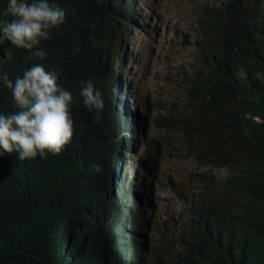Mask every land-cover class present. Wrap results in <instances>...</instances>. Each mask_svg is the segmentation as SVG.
I'll use <instances>...</instances> for the list:
<instances>
[{
    "label": "trees",
    "instance_id": "trees-1",
    "mask_svg": "<svg viewBox=\"0 0 264 264\" xmlns=\"http://www.w3.org/2000/svg\"><path fill=\"white\" fill-rule=\"evenodd\" d=\"M52 2L66 16L41 42L44 59L5 41L0 72L14 80L35 63L55 72L59 86L73 95L74 135L59 155L23 162L15 152L0 157V264H78L62 234L78 203L79 186L72 180L78 159L89 151L101 159L96 137L104 126L80 91L81 81L93 77L97 83L101 75L94 58L107 41L96 26L103 2ZM218 2L198 6L196 26L183 38L186 46L194 36L180 109L164 107L170 115L165 121L176 123L180 134L178 149L199 165L177 191L187 204L186 216L160 231L150 264H264V0ZM7 4L0 0V25L11 19L3 14ZM15 110L0 83V113ZM163 141L170 150L169 139ZM214 167L228 174L219 177Z\"/></svg>",
    "mask_w": 264,
    "mask_h": 264
},
{
    "label": "clouds",
    "instance_id": "clouds-1",
    "mask_svg": "<svg viewBox=\"0 0 264 264\" xmlns=\"http://www.w3.org/2000/svg\"><path fill=\"white\" fill-rule=\"evenodd\" d=\"M191 1L194 8L189 18L191 28L184 30L187 34L196 26L198 6L217 5L220 0ZM102 2L104 14L96 26L107 41L98 45L94 58L100 63L101 75L97 83L93 77L81 81L80 91L83 104L95 110L96 122L101 121L104 126L100 137H96L101 159L93 158V150L78 159L77 177L72 180L79 186L75 193L78 203L73 209V221L65 224L62 234L70 241L71 254L78 258V264H150V250L159 240L160 231L175 228L178 223L174 221L186 216L187 204L183 195L177 193L181 184L175 190L182 199L181 208L177 207L173 214L170 208L159 206L156 200L159 164L155 160L151 163L148 154L144 159L139 156L132 167L130 151L139 150L144 144L150 147L144 139L148 127L177 132L175 142L179 148L181 137L173 125L176 123L165 121L170 115L164 107L180 109L183 97L180 99L178 95L179 86L182 90V75L193 63L194 38L191 36L190 44L184 46L190 48L191 63L180 65L173 78H167L177 88L171 94L177 96L176 101L160 96L156 105L159 113L150 115L148 100L141 109L135 67L131 65L127 75V70H116L115 66L137 56L131 28L135 23L142 24L141 14L135 0ZM3 14L11 19L0 25V46L7 41L14 49L27 50L31 58L39 60L45 57L39 47L41 42L50 38L51 30L63 24L66 16L52 0H8ZM161 16L157 30L161 28ZM0 83L10 91L16 109L0 113V157L15 152L23 162L38 156L46 158L48 153L61 154L74 135L70 111L73 95L59 86L57 74L35 63L14 80L6 72H0ZM160 185L164 186L161 180Z\"/></svg>",
    "mask_w": 264,
    "mask_h": 264
},
{
    "label": "rangeland",
    "instance_id": "rangeland-1",
    "mask_svg": "<svg viewBox=\"0 0 264 264\" xmlns=\"http://www.w3.org/2000/svg\"><path fill=\"white\" fill-rule=\"evenodd\" d=\"M135 4L142 18V24L135 23L131 28L138 53L129 61L126 59L120 66L118 63L115 66L116 70H127V75L131 65L135 67L138 76L136 88L139 89L138 99L141 109L143 110L148 100L149 114L155 116L160 111V108L156 107L161 101L160 96L176 101L177 96L171 94L176 93L177 88L169 83L167 78H173L180 65L186 66L190 62L188 57L190 48L184 47L183 38L185 27L191 28L189 18L194 4L191 0H135ZM160 15H162L159 19L161 28L157 30ZM144 20L147 22L146 26ZM179 90L178 95L180 94L181 99L183 96L180 86ZM255 119L259 120V118ZM148 128L144 139L149 141L150 147L144 144L139 150L134 148L130 151L131 159L134 161L132 167L135 166V160L139 156L142 155L141 158L144 159L148 154L151 163L155 160L159 164L156 169V200L159 206L170 208L174 214L177 207L181 208L182 200L175 190L179 189L181 181H184L183 177L187 178L188 172L196 169L199 164L177 149L178 144L175 142L178 137L177 132L159 131L155 127ZM163 137L169 139L170 150L166 149ZM213 170L219 177L228 174L224 167H214ZM160 180L164 186L160 185Z\"/></svg>",
    "mask_w": 264,
    "mask_h": 264
}]
</instances>
